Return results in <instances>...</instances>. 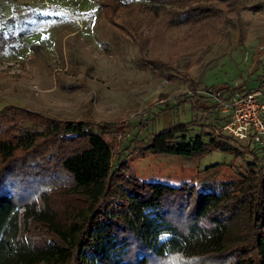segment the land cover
Segmentation results:
<instances>
[{
    "label": "trees",
    "instance_id": "1",
    "mask_svg": "<svg viewBox=\"0 0 264 264\" xmlns=\"http://www.w3.org/2000/svg\"><path fill=\"white\" fill-rule=\"evenodd\" d=\"M101 3L107 14L112 11L111 20L119 6L136 5L169 26L228 24L229 13L242 7L239 0ZM139 52L143 65L175 71L170 60L143 55L141 44ZM182 73L194 92L184 99L199 101L196 82L188 71ZM257 79V86H264V74ZM247 83L208 89L255 87ZM191 128L179 122L135 137V149L241 152L233 142L239 139L223 130ZM110 132L89 120L58 119L15 104L0 109V264H155L179 256L190 262L264 264L263 148L249 144L254 158L239 178L224 181L219 190L195 192L189 182L141 179L123 151L115 163ZM243 220L246 236L228 246L233 223Z\"/></svg>",
    "mask_w": 264,
    "mask_h": 264
},
{
    "label": "rangeland",
    "instance_id": "2",
    "mask_svg": "<svg viewBox=\"0 0 264 264\" xmlns=\"http://www.w3.org/2000/svg\"><path fill=\"white\" fill-rule=\"evenodd\" d=\"M102 1L0 0V109L15 104L108 128L115 163L123 151L143 180L189 182L198 192L239 178L254 158L246 141L233 140L239 154L214 148L184 155L135 149L133 140L179 122L194 132L210 127L220 132L223 114L207 105L208 87L246 79L258 85L257 76L264 74V0H239L242 7L229 13L228 24L212 26H169L136 5L119 6L111 20ZM140 44L143 55L170 60L175 71L143 65ZM186 71L199 101L184 99L194 93ZM76 84L81 88L67 87ZM243 222L233 223L228 246L246 236ZM189 262L179 256L155 264Z\"/></svg>",
    "mask_w": 264,
    "mask_h": 264
},
{
    "label": "built area",
    "instance_id": "3",
    "mask_svg": "<svg viewBox=\"0 0 264 264\" xmlns=\"http://www.w3.org/2000/svg\"><path fill=\"white\" fill-rule=\"evenodd\" d=\"M208 95L223 114L220 131L264 149V86L216 88Z\"/></svg>",
    "mask_w": 264,
    "mask_h": 264
},
{
    "label": "crops",
    "instance_id": "4",
    "mask_svg": "<svg viewBox=\"0 0 264 264\" xmlns=\"http://www.w3.org/2000/svg\"><path fill=\"white\" fill-rule=\"evenodd\" d=\"M209 101H210V102H208L207 105H209V107H212V106H211V105H212V102H211L210 99H209ZM213 108H215V107H213ZM218 112H219V111H218Z\"/></svg>",
    "mask_w": 264,
    "mask_h": 264
}]
</instances>
